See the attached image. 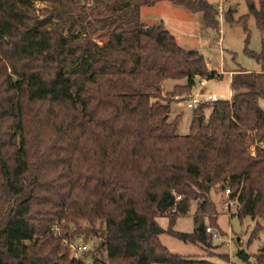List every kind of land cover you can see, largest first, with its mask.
I'll use <instances>...</instances> for the list:
<instances>
[{
    "label": "trees",
    "instance_id": "1",
    "mask_svg": "<svg viewBox=\"0 0 264 264\" xmlns=\"http://www.w3.org/2000/svg\"><path fill=\"white\" fill-rule=\"evenodd\" d=\"M35 1L0 0V264H81L51 231L63 220L70 238L102 239L106 264H212L172 253L160 234L209 244L205 219L219 229L216 186L230 187L239 216L264 219V0H246L237 20L225 13L243 26L244 51L261 70L236 69L232 97L194 108L186 134L179 114L169 119L172 102L195 77L222 73L162 21L142 20L141 8L161 0H42L41 14ZM167 1L218 30L209 0ZM250 15L262 32L258 52L248 47ZM168 78L187 82L163 94ZM193 201L194 230H176Z\"/></svg>",
    "mask_w": 264,
    "mask_h": 264
},
{
    "label": "rangeland",
    "instance_id": "2",
    "mask_svg": "<svg viewBox=\"0 0 264 264\" xmlns=\"http://www.w3.org/2000/svg\"><path fill=\"white\" fill-rule=\"evenodd\" d=\"M212 2L218 11V30L212 27H207L204 24L203 13L189 11L186 8L178 5H173L165 1L155 7L144 6L141 8L142 20L147 24L161 22L155 20L157 17L164 19V24L168 30L176 37L177 42L186 49H197L205 56V60L214 67L224 73L221 77L208 78L205 85L196 83L192 87L189 94H184L183 98L190 94H199L205 96L207 93H216L220 99L229 98L231 90V75L229 70L238 67L239 65L247 68L258 65V62L253 57L247 55L244 51L246 43V33L243 26L238 23H230L226 20L225 13L229 8L234 9L233 17L237 20L243 14L248 13V5L246 0H209ZM167 4V5H162ZM232 4H235L234 6ZM49 5L48 1L36 0L35 7L37 13L41 14L43 9ZM221 6V9L218 7ZM248 28L250 29V40L248 47L254 51H260L262 32L257 27L253 15H250L247 20ZM99 44H102V37L95 36ZM182 79L168 78L163 82L164 93L171 90L174 83H181ZM260 104L264 108V99H260ZM203 113L208 117L209 110L206 108ZM180 115L178 124V133L186 134L190 130V125L193 117V108L185 106V104H173L172 116L170 119ZM210 198L215 203L218 216L220 238L211 239L209 244L193 243L183 241L167 232L161 235L162 243L175 254L182 255L188 258H197L210 261L212 264H255V254L264 249V219L254 218L250 214L239 216V204L235 199V204L230 212L222 210L225 195L219 186L213 187L210 192ZM197 201H193L189 212L178 218L174 228L179 231L190 232L195 228L194 213L196 210ZM158 222L161 226L167 227L169 222L168 216L158 217ZM85 221H81L85 225ZM205 223L212 225L209 219H205ZM69 227L73 230L74 225ZM255 227L259 228L256 238L251 240V234ZM73 240L84 241L89 244L86 251L80 254L84 260L90 262L93 260L92 252H97L98 257L106 259V251L98 250L101 247L102 239L96 234H76ZM103 243V242H102ZM97 248V251H96ZM239 250H243L245 256L238 254ZM101 259V258H100ZM169 264V263H158Z\"/></svg>",
    "mask_w": 264,
    "mask_h": 264
},
{
    "label": "built area",
    "instance_id": "3",
    "mask_svg": "<svg viewBox=\"0 0 264 264\" xmlns=\"http://www.w3.org/2000/svg\"><path fill=\"white\" fill-rule=\"evenodd\" d=\"M221 9V6H218ZM207 77H200L199 83L201 85L206 84ZM219 96L216 93H207L205 96H200L199 94H193L189 95L186 98L179 97L178 102L179 104H185V106L189 108H196L199 104L202 103H208L219 100ZM223 194L225 195V200L223 201V208L222 210L225 212H230L231 208L235 204V199L231 197V189L230 187H225L222 190ZM65 221L62 222L56 221L54 225L51 227V231L55 233V235L60 236L62 238L63 244L69 245L72 250V256L75 260L81 261V264H106V261L103 259H99L98 261L92 260L90 262H87L84 260L83 256L80 254L86 251L89 247V244L87 242H80L77 240H73L69 236H67L64 232V229L62 227V224ZM205 232L211 239L220 238L221 233L219 229L215 228L212 225L206 224L205 225Z\"/></svg>",
    "mask_w": 264,
    "mask_h": 264
},
{
    "label": "crops",
    "instance_id": "4",
    "mask_svg": "<svg viewBox=\"0 0 264 264\" xmlns=\"http://www.w3.org/2000/svg\"><path fill=\"white\" fill-rule=\"evenodd\" d=\"M165 1H167V0H161V1H158L157 3H155L154 5H150L151 7H155L156 5H158V4H161V3H165ZM169 2V1H168ZM169 3H171V2H169ZM162 5H167V4H162ZM174 5V4H173ZM233 6L235 5V4H232ZM144 7V6H143ZM155 20H160V21H164V19H162V18H160L159 19V17H157V19H155ZM164 23V22H163ZM165 25V24H164ZM202 53V52H201ZM203 54V53H202ZM204 55V54H203ZM205 57V56H204ZM207 62V61H206ZM207 65H208V67H209V69H214V67L213 66H211V64L209 63V62H207ZM239 67H241V68H245V69H247V70H252V71H260L261 70V65H260V63L258 62V65H255V66H253V67H250V68H247V67H245V66H242V65H239L238 67H236V68H233V69H231V70H229V72H230V75H231V78H232V74L235 72V70L236 69H238ZM215 70H217V69H215ZM220 73H222L220 70H218ZM224 75V73H222V76ZM182 80H183V82H181V83H174V85L175 84H184V83H186L187 82V78H182ZM194 84H196L195 83V81H194ZM174 85H173V87H174ZM173 87H172V89H173ZM171 89V90H172ZM170 91V90H169ZM232 94H233V91H232V89L230 90V93H229V98H227V99H230L231 97H232ZM181 97V96H180ZM178 98L179 97H177V100H174L173 102H172V105H171V112H170V115H169V119H170V117L172 116V110H173V104H176L177 106H178V104H179V102H178ZM260 103V102H259ZM261 105V104H260ZM206 110H209V113H210V108H206ZM208 116H209V114H208ZM193 118H194V110H193V117H192V120H193ZM173 119V118H172ZM172 119H170V120H172ZM192 122V121H191ZM168 224H169V222H168ZM163 227V226H162ZM167 227H168V225H167ZM167 227H163V228H167ZM190 232H192V231H190ZM161 235H162V233L160 234V240H161Z\"/></svg>",
    "mask_w": 264,
    "mask_h": 264
},
{
    "label": "water",
    "instance_id": "5",
    "mask_svg": "<svg viewBox=\"0 0 264 264\" xmlns=\"http://www.w3.org/2000/svg\"><path fill=\"white\" fill-rule=\"evenodd\" d=\"M84 2V1H83ZM93 5H95L94 3H93ZM194 81H195V83H199V81H200V77H195L194 78ZM198 118H199V121L201 120V116L200 115H198ZM245 208V205H243L242 206V208H241V210H243ZM102 244V242L100 243V245Z\"/></svg>",
    "mask_w": 264,
    "mask_h": 264
}]
</instances>
